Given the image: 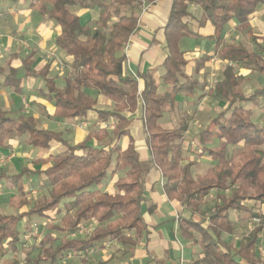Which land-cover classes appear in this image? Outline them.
I'll use <instances>...</instances> for the list:
<instances>
[{"label":"trees","instance_id":"1","mask_svg":"<svg viewBox=\"0 0 264 264\" xmlns=\"http://www.w3.org/2000/svg\"><path fill=\"white\" fill-rule=\"evenodd\" d=\"M157 1L38 0L31 4L59 28L54 46L72 58L62 88L49 77V65L34 71L29 58L23 61L26 76L41 78L45 83L55 108L54 120H85L98 96L112 106L96 111V130L90 129L78 144H69L59 132L39 128L31 117L12 118L0 112V146L22 137L35 149L46 150L51 144L65 148L46 159L51 165L45 170H23L12 177L18 185L23 176L43 175L40 186L45 194L28 205L18 185L19 194L12 196L10 206L28 209L16 214L0 213V264H65L70 252L87 256L105 243L125 249L124 253L135 249L146 231L142 207L148 204L144 187L151 164L159 173L163 194L183 210L177 221L179 236L199 247L191 264H264L255 252L264 233V116L260 123L252 121V107L264 106V85L244 94L240 90L242 77H236L230 67L217 75L213 88L205 80H197L198 71L211 55L249 72L264 73V35H251L254 51L249 52L241 44L226 42L222 34L231 23L237 30L250 29L256 7L264 6V0H171L163 25L167 54L160 75L166 89L159 93V84L151 76L139 75L146 81L138 95L136 80L124 73L125 56L121 52L136 31L144 7ZM77 9L96 11V26L83 24L75 15ZM207 24L213 28V34L206 39L210 48L196 62L195 72L189 74L190 61L179 43L185 38H198L194 26L199 29ZM3 82L19 88L12 69ZM88 91H93L94 96ZM177 96L185 101L194 98L195 102L211 97L226 104L198 134V157H208L214 163L202 175L192 173L196 159L184 162L182 158L188 116L181 115L172 129H163L158 122L165 105L170 112L177 108ZM136 112L143 117L149 160L141 158L129 131L124 129L129 121L126 114ZM110 124L112 130L108 133ZM122 137H128L125 148L118 144ZM104 139L107 142L102 146L89 143ZM213 141L216 146L210 145ZM119 173L122 174L111 192L95 189L108 175ZM212 189L216 191V201L207 206L206 196ZM226 191L229 196L222 194ZM153 208L149 204L147 211ZM231 214L258 220L237 245L224 239L235 231ZM34 218L44 220L47 232L31 243L24 237L31 233ZM93 222L94 230L88 236L68 239V234ZM60 232L66 235L58 239ZM19 256H23L22 261ZM112 258L98 264H108Z\"/></svg>","mask_w":264,"mask_h":264},{"label":"crops","instance_id":"2","mask_svg":"<svg viewBox=\"0 0 264 264\" xmlns=\"http://www.w3.org/2000/svg\"><path fill=\"white\" fill-rule=\"evenodd\" d=\"M37 1L38 0H0V70L3 71V73H0V104L4 108H9L11 106L14 114L12 115L8 113L9 115H7L12 118H17L22 114V107L24 106L23 101L24 98H26L28 103L34 107L32 110L35 112V116L39 115L43 117L47 123L52 125V128L48 130L61 133L63 135L62 138L67 142L68 140L64 135L65 132L58 128H60L62 125L73 126L76 132V139L73 144H78L86 138L90 129L96 130V111L109 109L112 105L111 102L104 97L95 96L97 99V104L94 106L93 111L88 112L85 120H54L53 115L55 108L52 101L47 96L45 83L41 78L26 76L25 69L23 67V61L29 58L32 62L31 68L34 71H40L45 66L49 65V77L54 79L56 87L62 88L64 85V80L70 72L68 66L72 62V58L66 56L54 46V39L59 34L60 30L47 17L40 15L35 9L31 7V4ZM170 5L171 0H159L155 4L144 7L139 16L136 31L130 37L129 42L127 45H125L126 47H124L121 52L125 56L124 73L125 75L131 76L136 80L138 95L142 92L144 83L146 81V78H141L139 75L148 74L151 76L155 83L159 84V93L166 89V86L161 85L160 75L163 72L162 62L167 54L165 49L166 42L163 34V25L170 9ZM195 10L197 11V9H194V11ZM92 13L94 14L96 12L92 10L81 11V9H77L75 11V15L80 17V19L83 16H90ZM234 25L235 23H231L227 28H234ZM194 28V32L197 33L199 37L196 39L185 38L179 43V48L182 51H186V57L190 61L189 65L187 66V72L189 74H193L195 72L197 66L196 62L198 59H200L203 53L210 48L209 42L206 39L213 34V28L209 24H207L204 28L197 29L195 26ZM250 36L251 35L249 34V37ZM183 42L184 44L181 45ZM188 43L196 44L194 50L188 47ZM49 52H51L55 58H58L59 64L60 62L62 64L61 67L67 71V75H65L61 80L59 79V68L56 67L57 64L55 60L49 57ZM207 63L208 61H206L204 64L203 69L198 71L197 80L200 83L204 82L205 80L208 84V81L206 80L208 74L206 71L208 70ZM11 69L15 71V78L18 80L19 88L17 89L11 85L7 86L3 82L5 75H7ZM236 69L243 70L246 68L236 66ZM218 70L220 69L218 68ZM219 73L220 71L217 74ZM243 79L244 78L242 77V82H244ZM255 89H253V91ZM253 91L249 93H243L248 95ZM204 98L205 97L202 99ZM176 101L177 108L172 112H170V108H168V110L165 111L162 118L160 119L162 120L165 114L168 116H175L176 125L172 128L177 127L181 115H187L182 113V111L178 113L180 108L187 106L196 107L200 105V101L195 102L194 98L185 101L183 97L177 96ZM222 103L223 108H225L226 104L224 102ZM247 107L251 108L252 106L248 105ZM252 108L254 109V115L257 111H264V106L261 105H256ZM1 111L6 112L5 110L0 109V112ZM126 117L129 119V121L124 129L129 131V136L134 140L136 149L139 151L141 158L149 160L150 158L148 155L149 152L146 148V133L143 128L142 114L139 112H136L135 115L127 113ZM160 120L158 122L163 128ZM207 125L204 124L203 127H199L196 131H189L188 122V127L184 138L186 134L192 132V134L197 135L198 140L199 132ZM107 129L112 130V125L110 124ZM86 130L87 133L85 134ZM140 135L142 136V140L139 139ZM121 140H126V142L124 143ZM21 141L26 144L25 139L22 137L10 139L5 145L6 147L3 148L5 150L0 148V158L7 157L9 154L8 150L13 146L18 145ZM120 141L121 142L118 141V144L121 146V148H123V146L125 148V146L128 144V137H122ZM10 142L12 145L7 149V146ZM186 144L187 143L185 141L182 142V158L184 162L189 159H195L196 156L192 155L191 153L193 152L197 155L199 150L198 145L195 150L192 147L190 150L189 147L185 149ZM55 145L61 146L59 144H51L46 150L36 149V156H38L37 159H47L50 155L62 152L61 150H57L56 148L58 147H54ZM185 154L186 156H184ZM204 161L205 159L203 157L197 161V168L198 166H202ZM213 165L214 163L212 162L210 167ZM45 169L46 168H40L37 170L28 171L35 172ZM148 171L149 175L146 178L144 193L148 200L147 206L149 204H153L154 208L149 212L147 211L146 205L142 207V217L146 225V231L144 232L140 243L134 249V258L131 259L128 264H191L197 258L199 250L197 251V249L192 247L191 242L185 241L179 236L177 230V221L178 216L183 212V210L179 203L168 200L163 194L161 188L162 181L160 179L159 173L153 170V164H151ZM109 176L110 175H108L107 178H109ZM12 177L1 176L2 179L0 181V188H3L5 183H14L12 181ZM23 178H25L28 184L30 182L37 181V183H40L44 181L43 175L39 177L37 175L31 177L23 176ZM21 181L22 178L19 182V184L22 186ZM112 186L108 192L113 190Z\"/></svg>","mask_w":264,"mask_h":264},{"label":"rangeland","instance_id":"3","mask_svg":"<svg viewBox=\"0 0 264 264\" xmlns=\"http://www.w3.org/2000/svg\"><path fill=\"white\" fill-rule=\"evenodd\" d=\"M97 15L98 13L96 12L94 14L92 13L90 16L89 15L83 16L81 17V21L83 24L93 28L96 26L95 23L97 20ZM263 33H264V6H257L250 20V29L237 30L234 28L231 29L225 28V31L222 34L226 42L241 44L249 52H252L254 51V45L250 41L251 36L249 37V34L260 38L262 37ZM183 44L184 42L181 43V45ZM188 47L194 50L196 44L188 43ZM48 55L49 57L55 60L57 64L56 67L59 68L58 70L60 72L59 79L61 80L65 75H67V71L61 67L62 65L61 62L59 64L58 58H55V56H53L51 52H49ZM207 67L208 70L206 71L208 74L206 80L208 81L209 88L214 87V84L216 82V77L218 75L217 73L219 71L220 72L223 71L225 67L234 68L233 70L235 71L236 76L243 75L242 77L244 78L243 79L244 82L240 83V90L244 93H249L253 91V89H255L256 87L264 85V73L258 74V73L248 72V70L246 69L243 70L236 69L235 65L222 60L217 55H211L210 59L208 60ZM218 68L220 70H218ZM89 93H91V95L93 96V92H89ZM23 105H22L23 107H22L21 116L31 117L39 128L45 130L52 128V125L47 123V121L43 117L39 115L35 116L34 114L35 112L32 110L34 107H32L28 103L26 98H24ZM168 108L169 106L165 105L163 107L164 112L168 110ZM0 109L5 110L6 112L1 111L5 114L8 113L12 115L14 114L11 109V106L9 108H4L0 104ZM222 109H223L222 102L211 97H205L200 101V105L196 107L187 106L180 108L178 110V113L182 111V113L187 114L188 122H189V131L192 130L196 131L199 127L200 128L203 127L204 124L207 125L209 123V119L214 118ZM263 116H264V111H260V112L257 111L253 116L252 121L254 123H260ZM160 123L163 126V129H170L176 125L175 116H168L167 114H165L164 118L160 120ZM58 129L63 130L65 132L64 135L65 138L68 140L69 144L74 143L76 139V132L73 126L62 125ZM107 131L109 133L111 130L107 129ZM86 133L87 130L85 131V134ZM139 139L142 140L141 135ZM121 141L124 143L126 142V140H121ZM121 141L119 140V142ZM183 141L187 143L185 145V149L189 147L190 150V148L192 147L195 150V148L198 145L197 135L192 134V132L186 134L185 138H183ZM106 142L107 139H104L102 141H91V140L89 141L90 145L92 144L96 146H102ZM216 144L217 142H213L210 145H216ZM11 145L12 144L10 142L9 145L7 146V149L11 147ZM5 147L6 146H0L2 150H5L3 149ZM54 147H58L56 148L57 150H61V151L65 150L63 146L55 145ZM8 151L9 154L7 157H5L6 159L0 158V176L2 177H12L18 175L21 170H37L40 168H47L51 165V161L49 160L46 159L38 160L37 159L38 156H36L37 153L36 149L31 148L22 141L18 145H15L12 148H10ZM191 154L196 156L195 159L197 161L201 159L198 157V155L194 154L193 152ZM184 156H186V154ZM203 158L205 159V161L202 163V166H198V168L196 166L195 168L192 169L193 175L195 174L202 175L206 171V169H208L212 165V161H210L208 157H203ZM236 162H238V160H236ZM121 174L122 173H119V175ZM117 176L118 174L113 177L109 176V178H107L104 182H102L101 185L97 186L95 189L101 190L102 192L110 191L109 189L114 184V181L117 179ZM21 184H22V192L24 195L22 199H24L28 203V205H32L38 198H40L42 195L45 194L43 187L40 186L41 184H43V182L37 183L36 181V182H30L28 184L25 178L22 177ZM17 188L18 186L16 185V183H7V184L5 183L3 185V188H0V213L16 214L28 209L27 207L26 208L23 207L22 209H20L10 206V199L12 198V196L15 197L19 194ZM248 193L251 195L254 194L252 190H249ZM222 194L229 196V193L227 191ZM206 200L208 201L207 206H212L214 204V201H216V191L212 189L209 192V195L206 196ZM52 216L53 215H51V217ZM231 219L236 223L235 231L231 236H224V239H226L229 243H232L233 245L239 244L242 239V236L247 234V232L251 230L253 226H255L258 223L257 219H253V218L250 219L244 215L237 216L235 214H231ZM54 223L56 224L58 222L56 221ZM31 225H32V231L31 233L27 234L24 237V239L32 243L33 241H39L41 236H43L47 232V229L44 227V220H38V218H34ZM94 227H95V223L93 222L89 224L87 227L78 229L72 234H68L67 237L68 239H79V240L83 239L94 230ZM65 235L66 233L60 232L57 237L58 239H60L62 237H65ZM57 244L58 243L56 242L54 246H56ZM192 247L197 249V251L199 250V247L197 245L192 244ZM124 250L125 249H120V247L118 246H113L109 243H105L91 250L87 256L74 255L73 253L70 252L66 257V259L64 260V262L65 264H98L99 262L107 261L109 257L112 256L113 258L112 260H110L108 264H128L129 261H131V259L134 258L133 257L134 249L128 250L127 253H124ZM255 252L259 258L264 259V233L260 239L259 244L256 246ZM22 257L23 256H19V259L21 261L23 259Z\"/></svg>","mask_w":264,"mask_h":264},{"label":"built area","instance_id":"4","mask_svg":"<svg viewBox=\"0 0 264 264\" xmlns=\"http://www.w3.org/2000/svg\"><path fill=\"white\" fill-rule=\"evenodd\" d=\"M126 47V46H125ZM229 66H231V65H229ZM33 195V194H32Z\"/></svg>","mask_w":264,"mask_h":264}]
</instances>
